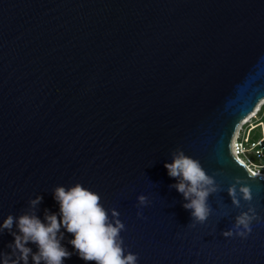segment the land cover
<instances>
[{
	"label": "water",
	"instance_id": "1",
	"mask_svg": "<svg viewBox=\"0 0 264 264\" xmlns=\"http://www.w3.org/2000/svg\"><path fill=\"white\" fill-rule=\"evenodd\" d=\"M263 99L264 0H0V223L59 218L55 188L79 183L118 213L137 264H264V175L232 149ZM176 149L220 187L195 227L164 168ZM236 177L260 217L246 239L221 235L248 207L231 205ZM61 232L63 264H95ZM12 241L0 229V254Z\"/></svg>",
	"mask_w": 264,
	"mask_h": 264
},
{
	"label": "clouds",
	"instance_id": "2",
	"mask_svg": "<svg viewBox=\"0 0 264 264\" xmlns=\"http://www.w3.org/2000/svg\"><path fill=\"white\" fill-rule=\"evenodd\" d=\"M164 168L169 177L177 180L171 187L186 201L182 207L190 211L191 222L188 226L204 224L212 212L208 198L220 191L214 177L205 172L198 160L185 155L180 149L175 150L171 163H165ZM248 173L250 178L258 175L252 168H248ZM226 191L233 207L241 208V201L246 202L248 207L235 216L232 227L221 235L225 238L235 236L246 239L252 231V222L260 220L251 205V189L244 180L236 177ZM53 198L59 205V218L45 210L43 222L35 214H23L17 218L9 215L0 223V229L9 230L13 237L12 243L8 245L10 252L0 254V264H28L29 256L32 264H63L73 252L61 244L64 239L61 228L72 234L69 243L75 254L85 262L137 264V254L126 252L120 237L125 226L115 219L118 213L110 210L113 218L110 220L108 212L100 204L98 194L77 183L68 189L62 186L55 188ZM41 199L37 196L30 201V205L34 208ZM137 201L141 208L149 203L144 195L138 196ZM137 216L144 218L140 211ZM13 223L18 233L11 231ZM29 243L36 245V252L26 246Z\"/></svg>",
	"mask_w": 264,
	"mask_h": 264
},
{
	"label": "built area",
	"instance_id": "3",
	"mask_svg": "<svg viewBox=\"0 0 264 264\" xmlns=\"http://www.w3.org/2000/svg\"><path fill=\"white\" fill-rule=\"evenodd\" d=\"M262 104L259 106L258 111L252 116L250 119H253L256 115H260V117L264 116V99L262 100ZM248 122V121H247ZM247 122L240 123L239 127L234 133L232 139V149L235 157L248 168H252L253 170L258 172V175H264V132L262 133V137L258 138L256 141H249V129H242V125ZM249 155L254 156L257 160V164H254L250 159Z\"/></svg>",
	"mask_w": 264,
	"mask_h": 264
},
{
	"label": "rangeland",
	"instance_id": "4",
	"mask_svg": "<svg viewBox=\"0 0 264 264\" xmlns=\"http://www.w3.org/2000/svg\"><path fill=\"white\" fill-rule=\"evenodd\" d=\"M244 121H245V119H244ZM247 127L249 129V133L250 132L251 133L252 132H258L260 134L259 138L262 137V133L264 132V123H263L262 117H260V115H256L253 119H249L246 124L242 125L243 130L244 129L246 130Z\"/></svg>",
	"mask_w": 264,
	"mask_h": 264
},
{
	"label": "trees",
	"instance_id": "5",
	"mask_svg": "<svg viewBox=\"0 0 264 264\" xmlns=\"http://www.w3.org/2000/svg\"><path fill=\"white\" fill-rule=\"evenodd\" d=\"M262 121L264 123V116L262 117ZM260 137L258 132H250L248 135L249 141H256Z\"/></svg>",
	"mask_w": 264,
	"mask_h": 264
},
{
	"label": "bare ground",
	"instance_id": "6",
	"mask_svg": "<svg viewBox=\"0 0 264 264\" xmlns=\"http://www.w3.org/2000/svg\"><path fill=\"white\" fill-rule=\"evenodd\" d=\"M262 102H263V101H261V102L259 103V105L256 106L257 108H255V110L253 111V113H251L249 116H247V117L245 118V121L243 120V123L247 122L252 116H254V114L256 113V111H258V107L262 104Z\"/></svg>",
	"mask_w": 264,
	"mask_h": 264
}]
</instances>
